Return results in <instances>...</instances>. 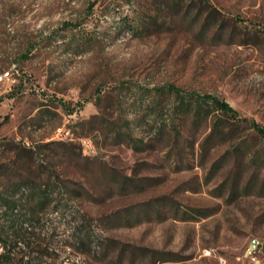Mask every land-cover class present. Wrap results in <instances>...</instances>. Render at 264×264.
Returning <instances> with one entry per match:
<instances>
[{
    "label": "rangeland",
    "instance_id": "rangeland-1",
    "mask_svg": "<svg viewBox=\"0 0 264 264\" xmlns=\"http://www.w3.org/2000/svg\"><path fill=\"white\" fill-rule=\"evenodd\" d=\"M5 50L0 180L76 196L45 264H264V137L229 117L211 137L170 90L264 126V0H0Z\"/></svg>",
    "mask_w": 264,
    "mask_h": 264
},
{
    "label": "trees",
    "instance_id": "trees-1",
    "mask_svg": "<svg viewBox=\"0 0 264 264\" xmlns=\"http://www.w3.org/2000/svg\"><path fill=\"white\" fill-rule=\"evenodd\" d=\"M98 39L94 36L91 41L96 42ZM83 41L82 38L73 37L70 43L79 44ZM2 54L0 55V71L8 60L7 51H3ZM170 90L181 109L185 108L193 111L197 116L204 117L216 113L209 136L229 133L224 124L226 117H229L235 124L248 123L264 137L263 125L241 116L238 110L216 95H189L175 88ZM129 138L133 139L131 134ZM53 181L55 185L62 187L60 191L48 182H39L31 178L16 181L12 185H6L0 180V264H45V261L56 260L57 256L52 246L55 234L54 231L52 235L48 234L45 225L50 221V214L63 210L61 201L65 198L64 196H68V199H75L76 196L70 193L72 191L67 185L58 183L57 180ZM77 213L79 214V211ZM74 219L73 222L78 221V223L73 228L72 236L84 248L91 246L94 237L87 226L85 216L79 214L74 216ZM139 249L149 250L148 248Z\"/></svg>",
    "mask_w": 264,
    "mask_h": 264
},
{
    "label": "built area",
    "instance_id": "built-area-1",
    "mask_svg": "<svg viewBox=\"0 0 264 264\" xmlns=\"http://www.w3.org/2000/svg\"><path fill=\"white\" fill-rule=\"evenodd\" d=\"M9 75V72H6L4 75L0 76V79L6 78ZM256 247L255 249L251 250L250 253L248 254L249 262L245 264H262L261 260L258 255H256Z\"/></svg>",
    "mask_w": 264,
    "mask_h": 264
}]
</instances>
